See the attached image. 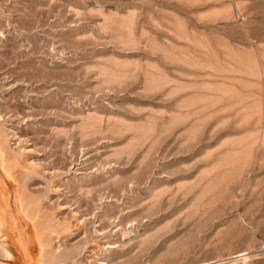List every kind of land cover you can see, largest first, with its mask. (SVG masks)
I'll return each mask as SVG.
<instances>
[{
  "label": "rangeland",
  "instance_id": "obj_1",
  "mask_svg": "<svg viewBox=\"0 0 264 264\" xmlns=\"http://www.w3.org/2000/svg\"><path fill=\"white\" fill-rule=\"evenodd\" d=\"M0 264H264V0H0Z\"/></svg>",
  "mask_w": 264,
  "mask_h": 264
}]
</instances>
